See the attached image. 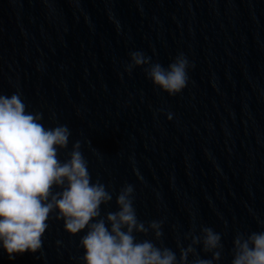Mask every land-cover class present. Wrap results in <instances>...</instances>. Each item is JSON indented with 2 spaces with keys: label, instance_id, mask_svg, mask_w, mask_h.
<instances>
[{
  "label": "water",
  "instance_id": "1",
  "mask_svg": "<svg viewBox=\"0 0 264 264\" xmlns=\"http://www.w3.org/2000/svg\"><path fill=\"white\" fill-rule=\"evenodd\" d=\"M134 50L165 66L183 53L186 87L125 72ZM13 92L45 127L68 126L60 157L80 141L113 199L133 185L165 246L209 226L230 264L234 235L264 228V0H0V94ZM48 223L37 253L0 264H82L83 233Z\"/></svg>",
  "mask_w": 264,
  "mask_h": 264
},
{
  "label": "clouds",
  "instance_id": "2",
  "mask_svg": "<svg viewBox=\"0 0 264 264\" xmlns=\"http://www.w3.org/2000/svg\"><path fill=\"white\" fill-rule=\"evenodd\" d=\"M138 67L169 96L188 83L190 64L183 53L165 66L142 51L129 52L124 71L131 74ZM41 121L42 114L26 110L19 92L0 94V252L8 260L37 253L48 221L55 218L65 233H83L78 242L82 264H220V232L194 227L185 234L186 243L165 246L163 221L138 217L133 185L122 186L113 199L104 183L93 181L80 141L60 157L69 144L68 126L45 127ZM110 203L114 210L104 211ZM230 264H264V228L234 235Z\"/></svg>",
  "mask_w": 264,
  "mask_h": 264
}]
</instances>
